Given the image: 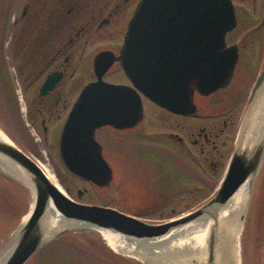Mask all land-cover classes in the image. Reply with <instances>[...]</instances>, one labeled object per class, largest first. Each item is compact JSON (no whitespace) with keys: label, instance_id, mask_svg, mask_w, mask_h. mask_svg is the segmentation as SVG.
Returning a JSON list of instances; mask_svg holds the SVG:
<instances>
[{"label":"water","instance_id":"95a60500","mask_svg":"<svg viewBox=\"0 0 264 264\" xmlns=\"http://www.w3.org/2000/svg\"><path fill=\"white\" fill-rule=\"evenodd\" d=\"M236 26L232 0H142L130 21L120 57L115 58L110 51L95 57L97 80L83 88L70 111L60 138V155L67 169L99 188L110 186L113 169L96 139L98 129L125 130L139 125L144 115L141 93L162 108L188 116L197 111L196 92L210 95L226 88L239 61L238 47H228L226 42L227 33ZM115 59L121 62L133 86L104 81ZM59 80L58 74L50 76L42 95L53 90ZM263 89L264 67L252 90L236 147L215 194L199 208L162 225L147 224L114 208L72 200L33 157L14 142L0 140V156L21 172L16 173L26 175L35 193L29 218L13 237L16 243L2 264H25L48 242L80 228L154 241L165 239L202 217L215 218L247 182L253 184L264 163V138L250 150L241 144L244 123ZM0 173L27 188L5 169L0 168ZM82 194L80 191L79 195ZM51 206L68 226L47 235L44 220ZM216 244L212 235L206 263L202 264H214Z\"/></svg>","mask_w":264,"mask_h":264},{"label":"rangeland","instance_id":"374dc122","mask_svg":"<svg viewBox=\"0 0 264 264\" xmlns=\"http://www.w3.org/2000/svg\"><path fill=\"white\" fill-rule=\"evenodd\" d=\"M24 1L16 0L10 5L7 4L8 0L0 1V128L12 142L53 174L58 184L71 198L84 204L115 206V182L112 187L100 190L72 175L64 165L60 156L59 142L67 113H64L60 119L49 120L48 132H44L40 120L38 124L32 126L28 113L35 112L36 108L33 106L32 98L23 97L19 93L21 86L16 81L15 72L17 62L10 54L15 43H31L33 39L32 29L25 25V21L20 20ZM234 1L240 24L238 30L228 36V44L241 40L246 31L251 27L261 26L264 19V0H258V3L254 0ZM6 8L10 9L7 19ZM247 17H250V20ZM129 21L130 16L126 19L121 41ZM101 33L93 30L88 37L89 42L85 46L87 65L80 76L82 86L94 81L91 60L98 50L110 43V40L103 38ZM259 37L264 41V34ZM57 39L54 38V42H57ZM257 48L259 53L256 51L255 61L249 65L243 62L239 64L232 84L221 93L212 96L204 107L210 116L199 119L200 128L206 127L208 130L215 126L218 129L224 128L226 119L229 127L216 140L218 151H213L212 146H209L211 154L204 156L198 154L197 170L185 156L179 159L174 167L168 163L167 158L171 156L162 157L166 155L162 153L166 138L159 133L170 129V121L165 113L156 110L155 105L147 99L145 106L148 108L149 116L135 133L115 135V130L111 127L98 130L97 138L104 147L105 157L111 166L116 168L122 181L118 200L121 208L131 213H141L128 204L135 194L141 197V200L146 199L148 205L158 203V208L149 212L147 217L168 221L199 208L215 194V188L220 183L236 147L252 89L264 67V50H260L261 47L258 46ZM3 59L9 68V73H12L15 98L9 97L7 86L9 83L2 75ZM105 80L111 83L127 82L122 72L109 74ZM76 96L77 93L72 94L71 99L75 100ZM241 96L243 97L235 110L233 106ZM224 111H228L225 117L215 116ZM229 117L231 119H228ZM79 190L86 191L81 198L78 196ZM123 202L127 203V208L122 205ZM32 203V194L27 188H23L13 179L0 173V257L2 251L4 252L13 242L15 230L28 215ZM242 204V212L246 210V213L242 214V264H264V163ZM69 240L72 242L73 238ZM73 241L72 244L69 242L70 246L66 248L60 247L59 244L47 245L36 255L37 264H79L77 261L81 255L76 251L84 250V246L77 238Z\"/></svg>","mask_w":264,"mask_h":264},{"label":"flooded vegetation","instance_id":"af4514ba","mask_svg":"<svg viewBox=\"0 0 264 264\" xmlns=\"http://www.w3.org/2000/svg\"><path fill=\"white\" fill-rule=\"evenodd\" d=\"M15 1L8 0L7 4L10 5ZM232 1L235 5L238 20V25L234 29V31H236L239 28L240 22L235 1ZM254 1L258 3V0ZM139 2L140 0L24 1L20 20H22V22L25 21V25L32 29L33 39L31 43H15L16 45L10 50V54L13 60L17 62V69L15 68V72L17 76L16 81L21 86V91L19 93H21L23 97L28 96L32 98L31 101H33V106L36 108L35 112L28 113L32 126L38 124L40 120L44 132H48L47 123L49 120L54 118L60 119L64 113H67V120L73 104L77 100L82 89L87 85L82 86L80 76L84 73L87 65L85 46L89 42L88 37L91 31L96 30V33L101 31V34L104 36L103 38L110 40V43L98 50L95 56L100 52L110 51L115 55V58L120 57L126 33L122 41L120 38L126 26V19H128L129 16L131 19ZM9 15L10 9L6 8V19ZM247 19L250 20V17H247ZM261 24V26L256 28L251 27L249 31H246L244 34L245 36L243 35V37H241V40L232 44H228L227 42L228 46L238 47L239 62L237 67L242 62L249 65L255 61L256 51L259 53V48H257V46L261 47L260 50H264V41H261L262 37H259L261 34H264V19ZM231 33L227 35V38ZM56 37L58 38L57 42H54V38ZM94 58L91 62L92 75L95 81L97 76L94 72ZM256 60L258 59L256 58ZM2 68L4 69H2V74L9 83V85H7L9 87V97L15 98L16 91L13 90L14 80L12 78V73H9V68L4 59ZM79 72L80 74H78ZM114 72L115 74L122 72V75H124L127 81H118L115 83L131 85V81L126 76L121 62L118 61V59H115V63L111 66L105 77ZM54 74H58L60 80L53 90L42 95V88L45 82ZM222 90L224 89L210 95H201L196 92L194 101L197 106V111L193 115L188 116L173 113L150 101L155 105L156 110L160 113H165L169 118L170 129L159 133V135L166 138L165 146L162 148V153L166 155L162 157L166 158L167 155L171 156L167 159L172 167L176 166L178 160L181 158L183 159L185 156L188 161L195 165V170H197L199 167L197 162L198 154L203 156L205 154H211L209 146H212L213 151H218L216 140L228 129V120L226 119L224 121V128L218 129V127L215 126L210 130L206 127L200 128L198 121L201 117L210 116L208 111H205L204 107L212 96L221 93ZM75 93H77V96L75 100L73 99L74 102H72L71 95ZM243 93L245 94V91H243ZM242 97L243 96L234 104L233 107L235 110ZM145 99L147 98L143 97L144 115L141 123L132 129L119 130L112 128L115 130V135H131L146 122L149 112L148 108L145 106ZM227 112L228 111L220 112L215 116L225 117ZM231 118L229 117L228 119ZM232 124L233 122L231 125ZM97 136L98 131L96 133V138ZM99 143L101 142L99 141ZM164 161L166 162L165 159ZM172 170H174V168H172ZM159 177H161V175ZM82 181L92 185V183L88 181ZM114 182L115 206L107 205V207H112L121 213L137 217L139 220L150 225H162L167 222L165 219H152L147 217L149 212H153L155 208H158V203L148 205L146 199L141 200V197L135 194L131 197L128 204H131L134 210L141 211V213H131L121 208L118 200L122 181L116 168L114 169L113 183ZM122 190L125 192L124 189ZM79 192L80 190L78 191L79 198L86 193V191H84L82 196H80ZM122 205H125V208H127L126 202H123ZM102 233L103 232L92 228H80L62 235L59 239L52 242V244H59L60 247L66 248L74 242V239L77 238V240H80L81 245L84 246V250L76 251L81 255L77 261L79 264H150L138 257L127 256L116 251L113 246L109 245ZM68 237L73 238L72 242ZM69 242L71 243L69 244ZM38 252L25 264H37L36 260H38V258H36V255Z\"/></svg>","mask_w":264,"mask_h":264},{"label":"bare ground","instance_id":"6f19581e","mask_svg":"<svg viewBox=\"0 0 264 264\" xmlns=\"http://www.w3.org/2000/svg\"><path fill=\"white\" fill-rule=\"evenodd\" d=\"M257 103L252 107L244 123V134L241 139L242 148L248 147L250 150L255 143H259L264 138V89L257 99ZM0 140L13 143L0 128ZM0 156V168L14 177L31 190L33 202L35 193L30 180L26 175L21 176L20 171L3 160ZM12 167L10 171L3 164ZM16 169V170H15ZM16 171H19L16 173ZM49 178L58 184L53 174L45 169ZM59 185V184H58ZM60 186V185H59ZM250 190V183L247 182L235 197L215 216L202 217L182 228L172 232L165 239L144 241L140 239H129L120 234L103 231L102 235L113 246L116 251L127 256H135L150 264H202L206 263L208 257V244L210 237L216 239L214 251V264H242L241 236L243 232L242 202L246 199ZM34 203H32L33 205ZM29 215L23 220L26 222ZM47 235L67 227L54 207H50L45 217ZM15 241L8 245L0 257V264L4 262L12 251ZM162 246V247H161ZM1 252V251H0Z\"/></svg>","mask_w":264,"mask_h":264}]
</instances>
